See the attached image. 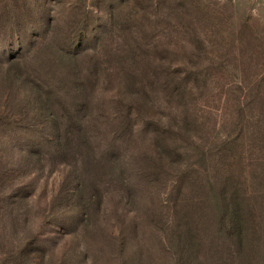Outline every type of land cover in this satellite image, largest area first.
<instances>
[{"label": "rangeland", "instance_id": "obj_1", "mask_svg": "<svg viewBox=\"0 0 264 264\" xmlns=\"http://www.w3.org/2000/svg\"><path fill=\"white\" fill-rule=\"evenodd\" d=\"M233 193L264 201V0H0V264H183Z\"/></svg>", "mask_w": 264, "mask_h": 264}, {"label": "trees", "instance_id": "obj_2", "mask_svg": "<svg viewBox=\"0 0 264 264\" xmlns=\"http://www.w3.org/2000/svg\"><path fill=\"white\" fill-rule=\"evenodd\" d=\"M79 54L72 53L73 60L70 61L79 62ZM73 126L68 127L63 139L57 141V155L66 160L74 151L92 159L94 149L87 134H83L82 128L74 129ZM91 163L89 174H94L96 167L93 160ZM99 169L102 171V166ZM103 183L101 180L90 186L98 188ZM82 184L83 190L88 189ZM220 198L223 202L218 209V219L215 216L209 218L198 209L193 212L194 219L190 220L195 223L188 220L185 236L179 237L183 264H264V201L253 203L245 193H233L228 198L220 195ZM206 225H211L212 230H206Z\"/></svg>", "mask_w": 264, "mask_h": 264}]
</instances>
